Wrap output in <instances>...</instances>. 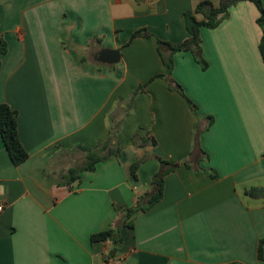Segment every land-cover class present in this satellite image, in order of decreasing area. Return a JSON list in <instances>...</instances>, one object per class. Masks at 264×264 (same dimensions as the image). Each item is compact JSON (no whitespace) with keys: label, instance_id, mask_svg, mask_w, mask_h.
Here are the masks:
<instances>
[{"label":"crops","instance_id":"1","mask_svg":"<svg viewBox=\"0 0 264 264\" xmlns=\"http://www.w3.org/2000/svg\"><path fill=\"white\" fill-rule=\"evenodd\" d=\"M202 1L0 0L8 47L0 57V104L18 111L29 154L14 165L0 135V264H107L112 243L91 236L111 228H120L123 242L108 264H264L257 254L264 198L245 195L264 188L257 7L240 2L219 27L201 28L207 70L192 52H177L172 83L149 82L167 74L158 41L188 39L183 14ZM139 30L150 36L132 39ZM104 49L119 50V63H100ZM113 133L120 157L82 172L71 186L51 182L59 181L57 157ZM137 134L157 145H134ZM144 158L135 180L131 165ZM161 161L176 165L162 200L138 211L134 227L123 226L125 209L152 190Z\"/></svg>","mask_w":264,"mask_h":264},{"label":"trees","instance_id":"2","mask_svg":"<svg viewBox=\"0 0 264 264\" xmlns=\"http://www.w3.org/2000/svg\"><path fill=\"white\" fill-rule=\"evenodd\" d=\"M144 0H136L137 3L143 2ZM249 1L252 2L259 11V17L257 19V24L262 30V38L260 41L259 49L264 62V5L263 0H219V5L216 6L212 1L206 0L200 2L194 11L185 12L183 18L186 23L187 31L189 33V38L185 41L177 44L158 41L159 43V53L162 57L163 63L167 69L166 75H158L152 78L149 82L153 81L157 77H165L172 83L171 75L174 69V54L177 52H192L196 61L201 65L203 70H207L208 63L203 56L202 50V39H201V28L205 27L208 29H216L219 27L226 19L230 16V9L236 6L240 2ZM197 15H202L203 19L198 20ZM0 25H1V13H0ZM150 36L146 33V30H139L135 32L132 39L139 36ZM168 51L169 55H164L163 51ZM8 47L6 41L0 34V57L7 54ZM1 66V60H0ZM149 84V83H147ZM147 84L141 85L138 89L132 92V95L127 103V107H131L134 100L139 96V94L144 91ZM177 90L184 95L181 86L176 82H173ZM194 111L197 112L196 105L188 100ZM18 111L12 109L8 104H0V135L3 143L9 153L11 161L14 165L19 166L26 162L29 158V154L23 147L18 130ZM213 124V118L209 117V126ZM117 134L114 133L111 137L103 144L95 147H86L78 145L75 150H81L85 153V162L81 166L71 167L66 173L60 176L59 181L55 182L51 180L53 184L59 186H71V184L81 181L82 172H93L96 169V165L100 162L108 161L114 157L121 156V146L117 139ZM115 137V138H114ZM132 143L134 145L144 147V146H155L157 141L154 137L146 135H134L132 137ZM146 158L134 162L131 165V175L133 179L137 180V172L139 168L146 162ZM162 169L153 176L152 178V190L139 197L135 205L131 208L125 209L123 213V226L128 225L129 227H134L132 217L138 212H147L153 208L157 203H159L164 195L165 186V176L176 167V165H171L167 167L168 163L161 161ZM47 176V175H46ZM50 180V177L47 176ZM245 195L252 198H264V188L254 187L245 192ZM127 222V223H126ZM92 242H111L113 245L112 250L106 256L105 262L108 264L111 259L114 258L119 247L121 246L123 240L120 234V228H111L106 231H102L91 236ZM258 258L264 261V238L259 240ZM228 264H242L240 262H231Z\"/></svg>","mask_w":264,"mask_h":264},{"label":"rangeland","instance_id":"3","mask_svg":"<svg viewBox=\"0 0 264 264\" xmlns=\"http://www.w3.org/2000/svg\"><path fill=\"white\" fill-rule=\"evenodd\" d=\"M92 53L93 51H90L89 57H91V61H94L92 59ZM85 160V153L81 150L64 152L63 155L55 159L58 164L54 167L57 171V175H54V177H57V180L60 179V176L66 173L71 167L81 166ZM262 185L264 186V182H262Z\"/></svg>","mask_w":264,"mask_h":264},{"label":"water","instance_id":"4","mask_svg":"<svg viewBox=\"0 0 264 264\" xmlns=\"http://www.w3.org/2000/svg\"><path fill=\"white\" fill-rule=\"evenodd\" d=\"M121 59V53L119 50H112V49H104L99 54L97 60L100 63L113 65L119 63Z\"/></svg>","mask_w":264,"mask_h":264},{"label":"built area","instance_id":"5","mask_svg":"<svg viewBox=\"0 0 264 264\" xmlns=\"http://www.w3.org/2000/svg\"><path fill=\"white\" fill-rule=\"evenodd\" d=\"M4 206L3 205H0V213L4 210Z\"/></svg>","mask_w":264,"mask_h":264}]
</instances>
